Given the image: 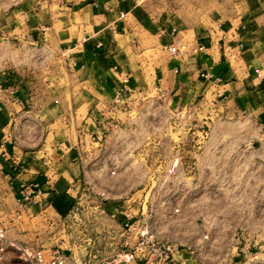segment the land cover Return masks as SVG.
Here are the masks:
<instances>
[{
    "label": "rangeland",
    "instance_id": "obj_1",
    "mask_svg": "<svg viewBox=\"0 0 264 264\" xmlns=\"http://www.w3.org/2000/svg\"><path fill=\"white\" fill-rule=\"evenodd\" d=\"M36 1L0 0V77L11 73L40 80L39 95L33 96L40 103L31 102L17 129L14 122L8 132H14L11 140L19 150L35 153L46 146L54 157V132L57 141H63L60 131L68 126L59 117H76L72 99L73 94L80 97L81 89L58 55L50 30L34 31L47 33L51 42L46 45L27 39L34 28L26 26L20 11L29 12L27 18L39 14ZM51 1L43 0L46 21L50 14L58 17L59 7ZM126 1L136 11L132 17L169 19L187 27L225 18L228 10V0ZM35 17L37 22L44 19ZM138 37L137 59L146 77L139 74L141 87L122 93L119 102L101 98L97 108L90 107L96 117H105L104 124L112 117L110 122L115 119L112 124L118 127L101 140L97 135L87 138V162L73 205L61 208L63 215L50 210L35 219L16 202L15 187L0 170V228L31 250L59 249L67 264H97L124 249L119 217L132 214L184 251L191 264H264V131L211 95L183 111L160 99L154 68L164 54L144 33ZM86 114L87 108H82L77 117ZM58 190L65 196L78 192L65 183ZM8 253L0 264H24L15 251Z\"/></svg>",
    "mask_w": 264,
    "mask_h": 264
},
{
    "label": "crops",
    "instance_id": "obj_2",
    "mask_svg": "<svg viewBox=\"0 0 264 264\" xmlns=\"http://www.w3.org/2000/svg\"><path fill=\"white\" fill-rule=\"evenodd\" d=\"M227 3L225 18H213L210 24L198 27H187L169 19L151 21L132 17L136 11L126 0H52L50 5L59 7L58 17L55 19L56 14H50L48 21L42 15L43 0H37L36 5L41 7L36 10L41 11L35 16L44 18L39 22L35 16L27 18L29 12L26 14L21 9L26 26L34 28L27 39L33 44L46 45L51 42L47 40V33L36 35L34 31L50 30L58 55L70 67L69 71L76 78L74 83L81 89L80 97L76 99L73 94L72 99L76 117H59L68 123L67 128L60 131L65 140L57 141L58 134L54 132L52 153L55 156L49 157L46 146L35 153L19 150L10 138L14 132H8L14 122L17 129L19 120L29 113L25 109L31 102L32 105L40 103L39 97H33L39 95L40 80L35 76L15 77L11 73L0 77V93H3L0 97L1 173L15 187L16 202L21 197V182L39 184L42 188L37 203L18 202L27 214L35 219L50 210L63 215L61 208L67 210L75 202L87 162V138L97 135L101 140L106 132L118 127L112 124L115 119L110 122L112 117H106L109 123L104 124L105 117H96L90 107L101 98L114 101L119 93L133 92L141 87L138 75L146 77L137 59L139 33H144L149 43L164 54L154 68L156 91H167L169 103L175 110L198 105L211 95L264 131V0H228ZM66 25L76 31L70 32L69 27H64ZM59 28L61 30L56 32ZM174 29L176 33L172 32ZM188 37L191 38L187 41L189 44H203L206 50L186 59L170 56L166 47L186 42ZM82 108H87V114L79 118ZM64 183L78 192L63 195L58 187ZM119 218L123 227L128 221L126 215ZM133 218L138 219L137 216ZM183 253L179 252L177 259L186 258L191 264V258Z\"/></svg>",
    "mask_w": 264,
    "mask_h": 264
},
{
    "label": "built area",
    "instance_id": "obj_3",
    "mask_svg": "<svg viewBox=\"0 0 264 264\" xmlns=\"http://www.w3.org/2000/svg\"><path fill=\"white\" fill-rule=\"evenodd\" d=\"M172 32L176 33L177 30L174 29ZM166 50L172 57L186 59L197 56L206 49L203 44L190 45L178 42L166 47ZM156 92L160 99L169 103L167 91L158 89ZM121 95L122 93H119L114 101L119 102ZM185 109H182V111ZM11 137L12 135L10 134ZM0 147H3L2 139H0ZM177 165L178 163L175 162L172 169H175ZM41 195L42 188L39 184L22 186L21 197L18 198V202L20 204L37 203ZM126 219L128 221L123 226L125 236L124 249L117 252L109 262L100 260L97 264H189V260L186 258L182 260L177 259L179 254L178 249L172 243L159 238L146 219L138 218L134 220L131 214H127ZM9 249L15 251L19 260L24 264L68 263L66 254L59 249L49 252L45 250H31L9 239L6 236L5 230L0 228V261L5 259Z\"/></svg>",
    "mask_w": 264,
    "mask_h": 264
}]
</instances>
